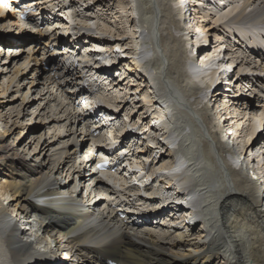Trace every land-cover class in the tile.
Listing matches in <instances>:
<instances>
[{
  "label": "bare ground",
  "instance_id": "1",
  "mask_svg": "<svg viewBox=\"0 0 264 264\" xmlns=\"http://www.w3.org/2000/svg\"><path fill=\"white\" fill-rule=\"evenodd\" d=\"M14 1L0 0V264H264V0H34L48 11L40 33L41 16L19 20ZM24 34L34 36L6 41ZM50 35L73 45L118 112L96 138L133 152L129 170L100 182L112 199L78 197L72 173H49L38 155L27 75L39 72L31 86L51 111L48 94L57 88L56 108L72 107L71 80L83 75L42 66L34 44ZM224 77L229 93L216 88ZM54 122L49 166L76 162V120Z\"/></svg>",
  "mask_w": 264,
  "mask_h": 264
},
{
  "label": "rangeland",
  "instance_id": "2",
  "mask_svg": "<svg viewBox=\"0 0 264 264\" xmlns=\"http://www.w3.org/2000/svg\"><path fill=\"white\" fill-rule=\"evenodd\" d=\"M92 11H97V12H100L101 13V10H100V8L99 7H96V8H92L91 9ZM107 11V10H106ZM105 11V12H106ZM87 12V11H86ZM104 12V13H105ZM0 37H2L1 35H0ZM213 38L210 36V39H208V41H206V45H210L211 44V41H213L212 40ZM120 62L118 63V64H120L121 63V61H124V60H128V59H130V57H125L124 55H120ZM126 65V63H122L121 65H120V69H118V67H116L117 69H118V74H123V66H125ZM122 70V71H121ZM122 76V75H121ZM230 76V74L228 75V76H226V78H228ZM225 77L222 79V83L219 85V86H217L216 88H218L217 90H220V91H222V93H223V91L224 92H228L229 93V91H230V88L228 87L229 85H226V80H228V79H226ZM223 89H226V90H223ZM115 92H117V90L115 91ZM117 93H119V92H117ZM245 93H247V92H245ZM123 96V95H122ZM234 97V96H233ZM221 98H223V95H221ZM256 99H257V95H255V97H254V102L256 103ZM131 103V102H130ZM213 103H215V102H213ZM125 107H126V105H125ZM216 107H217V103H215L214 104V106H213V109L215 110L216 109ZM128 108H130V106L128 105L127 107H126V109H125V111H124V113H126V110H128ZM35 129H36V127H34V131H35ZM262 134H264V127H262L261 128V130H259L258 131V133L256 134V136H258V138H257V140H256V142H258V139L260 138V137H262L261 135ZM258 144H259V142H258ZM32 144H30V146H31ZM167 177H169V176H167ZM164 191H162V194L163 195H165V196H167V195H169V196H171L170 194H172L173 192L171 191V189L169 190V189H167V190H165V189H163ZM173 195V194H172ZM145 207H147V205H145ZM148 208V207H147ZM57 251V250H56ZM59 254L60 255H62V253L61 252H59ZM63 256V255H62ZM63 257H66L67 258V256H63Z\"/></svg>",
  "mask_w": 264,
  "mask_h": 264
},
{
  "label": "built area",
  "instance_id": "3",
  "mask_svg": "<svg viewBox=\"0 0 264 264\" xmlns=\"http://www.w3.org/2000/svg\"><path fill=\"white\" fill-rule=\"evenodd\" d=\"M263 110H264V108H263Z\"/></svg>",
  "mask_w": 264,
  "mask_h": 264
}]
</instances>
